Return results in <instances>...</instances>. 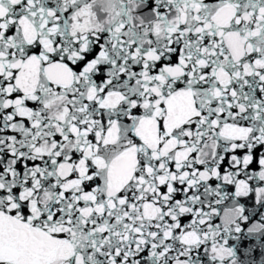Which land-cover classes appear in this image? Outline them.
Here are the masks:
<instances>
[{
    "label": "snow or ice",
    "instance_id": "snow-or-ice-1",
    "mask_svg": "<svg viewBox=\"0 0 264 264\" xmlns=\"http://www.w3.org/2000/svg\"><path fill=\"white\" fill-rule=\"evenodd\" d=\"M0 264H264V0H0Z\"/></svg>",
    "mask_w": 264,
    "mask_h": 264
}]
</instances>
